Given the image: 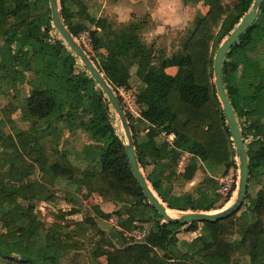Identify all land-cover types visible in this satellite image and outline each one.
Listing matches in <instances>:
<instances>
[{"label": "trees", "instance_id": "obj_1", "mask_svg": "<svg viewBox=\"0 0 264 264\" xmlns=\"http://www.w3.org/2000/svg\"><path fill=\"white\" fill-rule=\"evenodd\" d=\"M59 2L62 18L74 37L89 31L93 53L82 45L114 90L119 92L120 86L129 89L128 79L113 82L108 77L109 54L101 46L106 21L94 17V28L77 25L73 1ZM184 2L202 5L207 11L196 13L182 31L180 45L170 54L147 42L138 27L123 24L113 31L123 38L120 55L134 57L138 66L146 63L137 91L141 116L134 119L126 113L150 185L171 209L211 212L229 202L238 180L236 175L226 196L219 192L217 171L223 169L225 175L232 168L238 170V160L214 83V57L254 0ZM262 46L264 0L257 20L240 35L223 64L225 88L246 143L251 185H262L264 179ZM169 63L177 66L175 75L166 71ZM25 72L27 77L22 74ZM3 73L11 79L21 107L16 110L18 120L0 108V222L13 223L0 231L1 260L8 264H62L68 254H80L91 244L90 254L105 256L106 264H264V185L255 195L248 190L241 209L219 221L164 222L132 173L125 141L113 123L111 102L54 27L49 0H0V76ZM136 120L147 124L144 135L138 133ZM19 122H28L27 129H18ZM48 129L59 130L58 142L66 129L73 136L82 131L92 143L84 145L74 159L68 148L57 150L40 169L38 161L47 150L38 136ZM164 133H174V141ZM161 135L163 139H159ZM58 142L54 143L57 147ZM184 152L191 154L190 162L177 173ZM199 169L204 177L178 192L176 187L193 182ZM34 182L50 186V195L35 191ZM85 185L118 207L119 226L108 233L98 227L104 210L95 206L91 211L78 199ZM55 187L63 189L64 195L52 192ZM43 200L55 207L70 204V210L57 211L62 219L75 213H84L85 219L67 221L48 231L37 209V202ZM139 227L148 231L142 241L130 235ZM183 227L200 233L192 240L183 239ZM95 236L99 238L96 241ZM146 246L158 251L153 260L144 253Z\"/></svg>", "mask_w": 264, "mask_h": 264}, {"label": "rangeland", "instance_id": "obj_2", "mask_svg": "<svg viewBox=\"0 0 264 264\" xmlns=\"http://www.w3.org/2000/svg\"><path fill=\"white\" fill-rule=\"evenodd\" d=\"M73 1V7H74V14H75V22L77 25H88L90 28H94L95 24H92V18L96 17L102 18L106 21L105 29L107 26H112V31L114 30V27H119L123 24L125 25H132L135 27H138L142 31L143 37L146 39L147 42L151 43L154 42L157 46V48H166L167 53H172L179 45H180V38L181 33L184 29L188 28V25L192 22L194 19L196 13L200 10L207 11V8H205L202 5H192V4H186L184 0H161L162 5L159 3L158 15L156 17H166L164 21L162 22V33L157 36L154 34L153 27L156 25L153 20H151L148 17V11L146 14L137 17L136 14L128 13L127 9V2L128 0H121V5L119 6V3L115 2L114 0H72ZM149 5L151 4V7L155 6V3L157 0H147ZM142 19V22L145 23L142 26H140L142 23L138 22ZM137 24H136V20ZM182 19H185L188 21V24L182 28L180 25L184 24L182 23ZM140 24V25H139ZM137 25V26H136ZM140 27H139V26ZM166 25V26H165ZM176 26H179L180 28H177ZM167 27V29H166ZM109 30V29H108ZM110 31V30H109ZM106 32V31H105ZM53 35L57 36L56 32L53 31ZM104 30L101 33V46L103 51H107L106 49V39L103 38ZM156 35V36H155ZM78 41L81 44H84L87 50L93 53L92 49V43L90 40V33L89 31H86L81 34L79 38H77ZM104 40V41H103ZM103 41V42H102ZM109 45V44H108ZM107 45V46H108ZM217 43L213 44V47H216ZM108 48V47H107ZM71 49V48H70ZM264 52V46L259 48V53ZM109 53V52H108ZM81 61V60H80ZM77 65L80 66V62H77ZM111 70L108 73V77L111 81L115 82L116 80L120 79L117 78L118 74L120 73V70L116 66H110ZM23 75L27 73H22ZM106 74V73H104ZM106 76V75H105ZM11 79L8 78L4 73L0 76V108L6 109L8 112H11L12 114H15L18 120V116H20L19 112H16V110L21 107V103L17 102L15 100L14 91L11 87ZM22 80H25L24 76H22ZM27 81V80H26ZM140 87V84L138 83V80L131 81V86L129 91L132 93H135L137 95V91ZM125 88L123 86L118 87V89ZM10 90V92H9ZM7 92L12 94L14 100L11 99V95L8 96ZM118 97L120 98L121 102H124L123 96H121L120 91H116ZM114 110V109H113ZM136 117H134L135 119ZM139 118V117H138ZM114 126L117 128L118 133L121 135L122 139L126 142L125 133L121 124V120L117 113L114 111V120H113ZM136 129L139 134L144 135L146 133V127L147 124L145 122H138L135 121ZM18 129H27L28 122L23 124L22 122L18 123ZM10 128V127H9ZM8 128V129H9ZM12 132H15V130H12ZM11 130L9 133H12ZM57 134H59L58 129H48L47 131H42L39 133V139L45 146L47 152L45 154H41L38 161V167L41 169L47 165L50 158H52V155L56 153L57 150H65L68 148V150H71V159H74L73 157L76 156L77 152H81L83 150L84 145H89L92 143L89 139V136L82 131H79L74 136L70 134L68 130L63 131V136L60 139V142L57 140ZM164 135H161L159 139H163ZM251 140H248L250 142ZM55 146L54 143L57 144ZM54 144V145H53ZM2 155H0V158ZM77 157V156H76ZM144 171V170H143ZM145 172V171H144ZM177 173H180V171L177 168ZM233 175H236L237 178H239V168L238 170L236 168L230 169V172ZM169 173L166 175L168 176ZM205 173L203 169H199L196 173V177L193 180V182L187 184L184 187H176V190L178 192H181L183 190L190 189V187L199 182L203 177ZM224 176L223 175V169H220L217 171V179L220 181V178ZM97 177V176H96ZM96 181L97 179L94 178ZM238 182V180H237ZM264 185V179L262 185H251L249 187V191H251L252 195H255L256 192ZM35 191H39L44 193V195H50V186H46L42 182H34L32 184ZM253 187V188H252ZM51 191L56 193V195H64V190L60 188H51ZM236 198V190L233 194V197L229 200V202L224 203L221 207L217 208L214 211H219L223 208L228 207L231 205V203ZM78 199L80 201V204H83L84 207L88 208L89 210L93 211L95 206H100L104 210V217L98 218V227L102 230H104L106 233H108L111 229L115 228L116 226H119L120 222L122 221V218H119L118 215H116V210L118 207L111 202L105 201L104 198H102L97 192L91 190L86 185L83 186L82 191L79 193ZM166 205V204H165ZM167 206V205H166ZM169 212L172 216H179L181 215L182 211L171 209L167 206ZM37 209L39 211V217L42 222L47 227V230L50 231V229L55 228L59 226V224H66L69 221H84L85 214L84 213H75L71 215H67L65 219L60 218V214L57 216L56 213L59 209L68 211L71 209L70 204H63L60 207H55L51 203H48L47 201H38L37 202ZM211 211V212H214ZM68 221V222H67ZM13 225L12 222L8 223H1L0 222V231L7 230ZM148 229V225L145 226ZM202 227L200 223V228ZM147 229H141L140 227L135 229L133 232L130 233V235L137 241H142L143 237L147 235L148 231ZM200 233V230L195 232H188L186 230V227H183L180 232V237L186 240H192L194 237H196ZM129 235V232L127 233V236L131 238ZM96 237V236H95ZM99 238H94V241L98 240ZM83 243V241H82ZM89 244V243H88ZM87 244V245H88ZM116 245H118V242H116ZM91 244H89L88 249L83 250L80 254L70 253L66 258H64L62 264H106L107 259L105 256H102L100 258H95L93 256V253L90 254L91 250ZM144 253L146 256L153 260L159 253L156 249L152 247H145ZM0 264H8L7 261L0 259ZM10 264V263H9ZM11 264H19V263H11Z\"/></svg>", "mask_w": 264, "mask_h": 264}, {"label": "water", "instance_id": "obj_3", "mask_svg": "<svg viewBox=\"0 0 264 264\" xmlns=\"http://www.w3.org/2000/svg\"><path fill=\"white\" fill-rule=\"evenodd\" d=\"M262 5L263 0H254L249 12H247L242 17L240 22L231 31L229 36L222 42L214 57V83L216 85L217 95L226 115L238 160L239 178L236 188V198L231 203V205L219 211H186L182 212L179 216L173 217L168 214L165 203L154 191L147 179L145 172L143 171L137 155L134 135L130 126L129 118L116 91L114 90L110 81L106 78L105 74L95 64L84 46L78 41L76 37H74L68 26L65 24L61 15L59 0H49V7L51 10V17L53 19L54 27L57 29L61 37L66 41L68 46L73 50L75 55L81 60L87 71L90 72L97 81L111 102L114 111L119 116L126 137L125 150L130 162L132 173L140 185L145 197L148 199V202L156 209L161 217H163L164 222L191 224L194 222L219 221L240 210L246 201L250 184V164L241 127L225 88L223 64L227 53L238 41L240 35L246 32L247 29H249L257 20Z\"/></svg>", "mask_w": 264, "mask_h": 264}, {"label": "crops", "instance_id": "obj_4", "mask_svg": "<svg viewBox=\"0 0 264 264\" xmlns=\"http://www.w3.org/2000/svg\"><path fill=\"white\" fill-rule=\"evenodd\" d=\"M147 2H148L147 0H128V2H127L128 5H126L127 9L129 10L128 13L130 14V16L132 15V13H134L137 15V17H140V16L146 14V12L148 11V13H150V14H148V17L151 20H153V22L156 23V25L153 27L154 34L159 36L163 32L161 26H162V22L166 18L164 16L163 17H156L159 13L158 10H160V9H158L159 3H160V5H162L161 0H157L154 7H151V4L153 2L150 5ZM118 3H119V6H122L121 0H119L117 2V4ZM139 20H141V21H138V19L136 20V24L138 21V22L142 23L141 25L139 24L140 26H142L143 24L145 25V23L142 22V19L139 18ZM182 23H184V24L183 25L181 24L180 26L182 28H184V26H186L188 24V21L185 19H182ZM176 27L180 28L179 26H176ZM166 29H167V27H166ZM103 38H104V40L106 39V43H105L106 49H107L106 52L107 53L109 52L108 53L109 54V65L110 66H116L120 70V73L118 74L117 78L128 79L130 84H131L132 80L133 81L138 80V83L140 84V87H141L142 86L141 78H142V75L145 73L146 63L144 61L140 62L141 66H138V64H139L138 60L135 59L134 57L122 56L119 54V48H120V45H121L123 38L116 35L114 33V31H112V26L109 25L106 27V29H104ZM177 70H178L177 66L173 65L172 63H169L167 68H166V71L171 75H175L177 73Z\"/></svg>", "mask_w": 264, "mask_h": 264}, {"label": "built area", "instance_id": "obj_5", "mask_svg": "<svg viewBox=\"0 0 264 264\" xmlns=\"http://www.w3.org/2000/svg\"><path fill=\"white\" fill-rule=\"evenodd\" d=\"M86 48V47H85ZM121 96L124 98V102H122L123 107L126 112H129L132 116L138 118L141 116V105L137 99V95L127 90L126 88L119 89ZM164 135L170 142H173L175 139V134H166ZM191 154L189 152H184L178 163V170L180 172L184 171L190 162ZM235 182V175L232 173L225 174L220 178V187L219 192L226 196L228 193L232 191L233 185Z\"/></svg>", "mask_w": 264, "mask_h": 264}, {"label": "bare ground", "instance_id": "obj_6", "mask_svg": "<svg viewBox=\"0 0 264 264\" xmlns=\"http://www.w3.org/2000/svg\"><path fill=\"white\" fill-rule=\"evenodd\" d=\"M166 208H167V206H166ZM167 211H168V214H169L170 216H172L171 213L169 212L168 208H167ZM173 217H176V216H173Z\"/></svg>", "mask_w": 264, "mask_h": 264}]
</instances>
